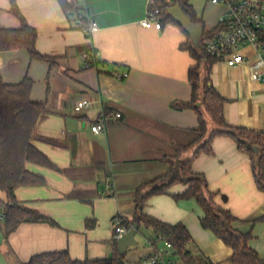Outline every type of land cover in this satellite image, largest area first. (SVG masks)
<instances>
[{
  "label": "crops",
  "instance_id": "crops-1",
  "mask_svg": "<svg viewBox=\"0 0 264 264\" xmlns=\"http://www.w3.org/2000/svg\"><path fill=\"white\" fill-rule=\"evenodd\" d=\"M69 1L99 29L88 34L76 27L59 0H17L38 31L37 49L53 57V64L32 58L24 48L0 51L3 81L31 77L32 100L46 103L34 143L53 164H28L45 184L17 188L16 199L46 219L23 221L7 235L0 223V264H23L54 251H68L74 259L112 256L119 239L116 217L132 220L138 189L149 192L178 156L192 157V170L206 179L214 202L234 215V227L250 235V247L264 258V190L256 183L249 154L227 135L215 136L210 151L196 153L207 138L199 141L198 111L173 106L192 99L189 70L197 62L185 45H200L203 31L217 27L227 5L189 0L196 15L193 25L164 21L156 29L141 24L150 0ZM20 26L11 0H0V28ZM89 50L98 51V64L86 68L82 53ZM239 52L246 62L215 61L209 83L224 98L229 125L264 132V83L254 75L261 67L258 51L243 44ZM84 99L93 102L82 106ZM102 113L105 129L95 133L92 125ZM208 127H214L210 120ZM187 187L177 183L148 195L143 212L184 224L192 236L191 254L227 263L233 248L202 225L205 213L194 198L178 197ZM154 236L152 228L138 225V245L128 249L124 262L152 264L154 246H163V240L151 242Z\"/></svg>",
  "mask_w": 264,
  "mask_h": 264
},
{
  "label": "trees",
  "instance_id": "trees-1",
  "mask_svg": "<svg viewBox=\"0 0 264 264\" xmlns=\"http://www.w3.org/2000/svg\"><path fill=\"white\" fill-rule=\"evenodd\" d=\"M59 1L65 9L73 7L69 0ZM153 2L151 8L159 9L162 24L164 21L180 23L175 18L174 12L169 10L174 4H178L192 21L196 20L194 8L189 0H153ZM11 10L20 19L21 26L0 28V51L24 48L32 58L46 60L53 64V57L42 54L37 49L38 31L20 12L17 0H11ZM218 28L219 25L213 30H204L200 45H185L197 62L189 70V79L193 88L192 99L187 102L176 101L173 106L181 109L193 107L198 111L199 141L206 135L207 138L196 148V153L210 151L211 141L217 135L232 137L238 147L249 154L256 183L264 190V132L229 125L223 113L224 98L209 83L211 66L219 58L206 51L203 39ZM97 64V60L93 61V65ZM33 86L34 80L29 76L24 77L18 83H6L0 76V201L5 204L3 221L5 235L16 229L23 221L46 219L43 214L19 203L16 199L17 188L45 184L43 176L28 168L29 163L42 166L53 165L48 156L34 143L39 119L47 109L45 102L32 100ZM209 120L214 124L210 131ZM191 163L192 157L178 156L170 159L168 171L152 182V189L149 192L138 189L135 215L132 220L123 221V224L129 229L134 224H145L152 228L155 236L151 242L157 244L161 239L170 241L182 264H216L202 255H193L189 252L187 245L192 240V236L184 224H170L143 212L148 195L165 192L177 183L186 184L187 189L178 197L194 198L205 213L201 219L202 225L211 229L233 248V255L225 264H264V258H261L249 245L250 235L234 227L233 223L236 220L234 215L214 202L206 179L192 170ZM120 256L118 243L115 240L114 252L110 257L74 259L68 251H54L36 254L23 264H120ZM121 257L124 258V255Z\"/></svg>",
  "mask_w": 264,
  "mask_h": 264
},
{
  "label": "built area",
  "instance_id": "built-area-1",
  "mask_svg": "<svg viewBox=\"0 0 264 264\" xmlns=\"http://www.w3.org/2000/svg\"><path fill=\"white\" fill-rule=\"evenodd\" d=\"M213 3H224L228 10L219 18V28L205 36L203 44L206 51L226 61L229 65H239L246 62V58L239 52V47L243 44H250L258 51L261 67L254 71L256 79L264 83V40L261 33L264 32V0H210ZM153 0H150L146 16L141 24L145 27L162 28V18L158 8H151ZM66 13L72 23L82 28L86 33L92 34L99 29L98 23L83 11L70 8ZM98 57V51L89 50L82 53L84 67H93V61ZM127 73L119 76H126ZM92 100L84 99L82 106H89ZM118 116L120 113L117 114ZM106 113H102L98 121L92 125V131L99 133L105 129ZM5 204L0 201V223L5 218ZM122 217H116V237L125 234L129 228L123 224ZM163 240V246H154L150 256L152 264H178L174 254V247L170 241Z\"/></svg>",
  "mask_w": 264,
  "mask_h": 264
},
{
  "label": "water",
  "instance_id": "water-1",
  "mask_svg": "<svg viewBox=\"0 0 264 264\" xmlns=\"http://www.w3.org/2000/svg\"><path fill=\"white\" fill-rule=\"evenodd\" d=\"M169 10L174 12L175 18L181 24L193 25L191 19L184 13V11L181 9V7L178 4H174L172 7H170ZM137 229H138V224H134L133 227H131L125 234L119 237L118 251L121 256L125 255V253L128 251V249L131 246L138 245L136 237H135L137 233ZM121 256L119 257L120 264L124 262V258H122Z\"/></svg>",
  "mask_w": 264,
  "mask_h": 264
},
{
  "label": "rangeland",
  "instance_id": "rangeland-1",
  "mask_svg": "<svg viewBox=\"0 0 264 264\" xmlns=\"http://www.w3.org/2000/svg\"><path fill=\"white\" fill-rule=\"evenodd\" d=\"M205 115H206V112H205ZM207 116V115H206Z\"/></svg>",
  "mask_w": 264,
  "mask_h": 264
}]
</instances>
